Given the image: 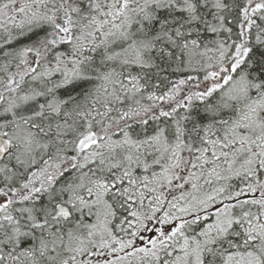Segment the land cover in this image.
I'll return each instance as SVG.
<instances>
[{"label": "snow or ice", "instance_id": "obj_1", "mask_svg": "<svg viewBox=\"0 0 264 264\" xmlns=\"http://www.w3.org/2000/svg\"><path fill=\"white\" fill-rule=\"evenodd\" d=\"M0 264H264V0H0Z\"/></svg>", "mask_w": 264, "mask_h": 264}]
</instances>
